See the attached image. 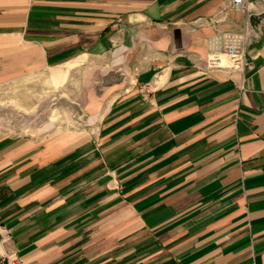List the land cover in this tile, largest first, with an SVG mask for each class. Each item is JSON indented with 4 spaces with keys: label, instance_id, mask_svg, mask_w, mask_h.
Here are the masks:
<instances>
[{
    "label": "crops",
    "instance_id": "obj_1",
    "mask_svg": "<svg viewBox=\"0 0 264 264\" xmlns=\"http://www.w3.org/2000/svg\"><path fill=\"white\" fill-rule=\"evenodd\" d=\"M260 9L0 0V94L90 80L78 128L0 129V223L22 264H264ZM244 30L241 70L216 35Z\"/></svg>",
    "mask_w": 264,
    "mask_h": 264
},
{
    "label": "rangeland",
    "instance_id": "obj_2",
    "mask_svg": "<svg viewBox=\"0 0 264 264\" xmlns=\"http://www.w3.org/2000/svg\"><path fill=\"white\" fill-rule=\"evenodd\" d=\"M75 75L73 86L67 74L59 80L38 76L18 80L11 90L5 88L0 94V129L42 134L78 128L88 119L82 100L90 80L83 71L75 70Z\"/></svg>",
    "mask_w": 264,
    "mask_h": 264
},
{
    "label": "built area",
    "instance_id": "obj_3",
    "mask_svg": "<svg viewBox=\"0 0 264 264\" xmlns=\"http://www.w3.org/2000/svg\"><path fill=\"white\" fill-rule=\"evenodd\" d=\"M251 3H255L261 8L258 11L259 14H264V0H230V7L247 9ZM249 36L248 31L245 30L242 32H220L216 35L219 48L215 51V54L224 55L227 59L226 64L233 68L237 67L241 70L244 67L251 68L252 66L244 61V46ZM219 60V56L216 55L209 65L214 66V62H218ZM11 244L12 236L10 229L0 223V264H22L16 250Z\"/></svg>",
    "mask_w": 264,
    "mask_h": 264
}]
</instances>
